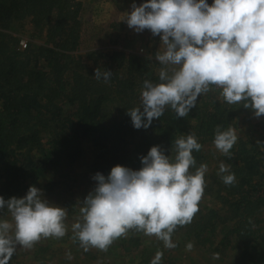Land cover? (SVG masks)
<instances>
[{"label":"trees","instance_id":"trees-1","mask_svg":"<svg viewBox=\"0 0 264 264\" xmlns=\"http://www.w3.org/2000/svg\"><path fill=\"white\" fill-rule=\"evenodd\" d=\"M83 8L81 0H0V196L5 200L24 197L35 183L30 180L33 171L49 162L71 166L80 161L86 140L94 148L92 174L107 177L117 165L139 170L141 157L157 145L174 161L175 141L193 134L201 145L192 152L196 164L189 171L194 174L217 127L234 129L244 114L254 113L244 101L228 104L202 93L183 118L169 106L147 129L134 128L127 111L142 108L145 80L162 83L156 68L163 65L122 50L94 51L87 64L80 54ZM27 22L45 41L21 50L14 30ZM96 68L112 71L110 79L97 80ZM259 118L264 123V115ZM46 147L54 161L46 155L38 158ZM220 162L228 171L218 170L204 193L225 212L202 211L177 228L201 241L221 227V244L233 241L231 250L241 252L240 264H262L264 255L257 257L252 245L264 225V147L238 139ZM230 174L235 181L225 184L222 177ZM8 213L6 207L0 209L1 215ZM260 243L264 246V234ZM9 264L17 263L10 259Z\"/></svg>","mask_w":264,"mask_h":264},{"label":"clouds","instance_id":"clouds-1","mask_svg":"<svg viewBox=\"0 0 264 264\" xmlns=\"http://www.w3.org/2000/svg\"><path fill=\"white\" fill-rule=\"evenodd\" d=\"M131 7L122 20L137 33L148 29L160 36L163 51H157L155 59L164 66L159 72L162 83L144 81L142 108L127 111L134 128L147 129L169 106L183 118L211 85L222 90L228 104L244 101L256 117L264 115V0H214L211 5L206 0H146ZM111 74L94 70V77L105 82ZM236 141L232 128L217 127L214 144L223 154L230 155ZM175 146L174 161L157 145L141 157L139 170L117 165L107 177L96 173V187L80 208L82 222L72 225L73 240L86 251L89 247L106 251L135 229L175 248L171 235L197 213L207 172L205 164L194 174L189 171L196 164L193 150L201 149L193 134L181 136ZM227 171L221 163L220 172ZM222 179L232 184L235 174ZM42 197L35 186L22 198L0 196V209L6 207L14 221H0V264H9L17 245L32 248L41 238L66 235L65 208ZM192 248V243L186 245V250ZM161 258L158 252L151 264H159ZM213 258L219 259V253Z\"/></svg>","mask_w":264,"mask_h":264},{"label":"rangeland","instance_id":"rangeland-1","mask_svg":"<svg viewBox=\"0 0 264 264\" xmlns=\"http://www.w3.org/2000/svg\"><path fill=\"white\" fill-rule=\"evenodd\" d=\"M81 1L84 8L81 13L83 44L80 54L84 55L87 64H91L90 53L110 50L148 55L158 62L155 59V53L163 51L160 36H153L148 29L137 33L122 20L124 13L132 11L133 3L139 6L146 0L139 2L132 0ZM113 12H118L121 15L117 16ZM14 34L20 39H25L29 44L41 45L45 41V38L39 36L29 22L14 30ZM161 68H156L158 73ZM203 94L209 98H223L221 94L211 89ZM233 130L237 140L245 139L257 147H264V123L254 113L244 114ZM84 151L82 159L74 165H54L49 162L47 167L33 171L30 180H35L32 186L42 191V198L52 206L65 208L67 215L64 223L67 232L64 237L59 239L55 237L41 238L32 248L17 245L11 258L13 262L17 264H151L159 252L162 253L159 264H240L241 252L237 249L231 250L233 241L227 240L225 244H221V227L207 233L201 241L188 238L183 231L176 228L171 235V240L176 245L175 248H166L164 242L155 235H145L141 231L131 229L126 235L114 240L106 251L94 247H89L86 251L81 247L78 239L73 240L72 238L74 235L72 225L82 222L80 212L82 202L95 189L97 183L92 174L94 148L88 140L84 142ZM41 153L37 154L38 158L46 155L52 161L55 160L50 155L48 147L45 152ZM223 155L216 148L214 142L206 144L201 163L207 165V172L204 174V187L212 186L214 183V174L220 170V159ZM211 209L225 212V207L203 191L195 216L199 212ZM4 220L14 224L10 212L6 215L0 214V221ZM13 233L14 229L10 234ZM263 234L264 225H261L257 229L252 245L253 253L257 257L264 255V246L260 243ZM188 243L193 244L191 251L186 250ZM68 253L71 254L72 259L67 258L66 254ZM214 253H219V259L213 258Z\"/></svg>","mask_w":264,"mask_h":264},{"label":"built area","instance_id":"built-area-1","mask_svg":"<svg viewBox=\"0 0 264 264\" xmlns=\"http://www.w3.org/2000/svg\"><path fill=\"white\" fill-rule=\"evenodd\" d=\"M3 31L0 29V36H1V33H2ZM28 42L25 40V39H20V42H19V47H20V49L21 50H24V49H26L27 47H28ZM210 89L211 90H214V91H216V92H218L219 94H221V89L220 88H218V87H216V86H214V85H211L210 86ZM223 97V96H222Z\"/></svg>","mask_w":264,"mask_h":264},{"label":"crops","instance_id":"crops-1","mask_svg":"<svg viewBox=\"0 0 264 264\" xmlns=\"http://www.w3.org/2000/svg\"><path fill=\"white\" fill-rule=\"evenodd\" d=\"M103 14L105 13V12H102ZM113 14H116L117 16H120L121 14L120 13H118V12H113Z\"/></svg>","mask_w":264,"mask_h":264}]
</instances>
